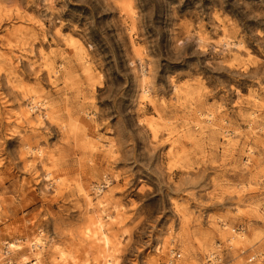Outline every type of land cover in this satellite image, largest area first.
Masks as SVG:
<instances>
[{
	"label": "rangeland",
	"instance_id": "1",
	"mask_svg": "<svg viewBox=\"0 0 264 264\" xmlns=\"http://www.w3.org/2000/svg\"><path fill=\"white\" fill-rule=\"evenodd\" d=\"M95 218L111 264H264V0H0V261L95 264Z\"/></svg>",
	"mask_w": 264,
	"mask_h": 264
},
{
	"label": "bare ground",
	"instance_id": "2",
	"mask_svg": "<svg viewBox=\"0 0 264 264\" xmlns=\"http://www.w3.org/2000/svg\"><path fill=\"white\" fill-rule=\"evenodd\" d=\"M226 47L228 52H230V54L234 51V48L236 47L238 50V54H231L232 59V65L234 64L235 61L239 60L240 57L243 56L244 54V50L247 47V44L245 42V40L240 39L238 41L234 40L232 37H228V40L226 41ZM244 49V50H243ZM59 72L56 71L55 74H58ZM177 89V87H176ZM179 92V91H178ZM144 94L146 98H150V93L149 90L145 89L144 90ZM42 106L43 110H45L43 116L46 117V119H53L54 118V109L50 108L48 106V101L46 99L41 100L40 96H32L30 102L28 103L29 107L28 109L23 110V116L26 119V122L28 125L35 127V125H40V115L37 117L32 116L31 114H29L30 111H35L36 109H40ZM42 116V114H41ZM199 129L203 130V127H199ZM226 138L224 137V142H226ZM228 140V139H227ZM30 146L27 145L26 148H29ZM38 154H39V159L40 161L44 164V166H46L45 162H46V157H45V150L42 148H39L37 150ZM53 175L52 171L48 170V172L46 173V177L47 179L50 178ZM85 197L87 198V200L90 202V204H92V200L90 198V195L87 191L84 192ZM93 227H87L86 231L84 233V235H88L89 238H87L91 245L94 246L96 248L95 252H98V256L96 257L97 263H101V264H111L112 260L111 258L108 259L109 255V251L114 247V240L113 238L110 236L109 234V229H107L103 223V221L99 218H95L93 223H92ZM9 249H13L15 247H18V245H16L15 243H8L7 246ZM10 253L11 252H5L4 253V258L5 260L8 261H12V259H10ZM94 253V252H93ZM106 256V259H108L107 261H105L103 258ZM3 260L0 261V264H3L2 262ZM34 260L27 261L25 262V264H29L32 263ZM95 263V264H97ZM33 264V263H32ZM37 264V263H36ZM84 264H91V260L87 259V261ZM94 264V263H93Z\"/></svg>",
	"mask_w": 264,
	"mask_h": 264
},
{
	"label": "built area",
	"instance_id": "3",
	"mask_svg": "<svg viewBox=\"0 0 264 264\" xmlns=\"http://www.w3.org/2000/svg\"><path fill=\"white\" fill-rule=\"evenodd\" d=\"M212 259H214L215 261H217L218 260V254L212 253L211 256H210V261L211 262L213 261ZM32 263L33 264H36V261L34 260ZM3 264H17V263L16 262H13V261L6 260L5 262H3Z\"/></svg>",
	"mask_w": 264,
	"mask_h": 264
}]
</instances>
